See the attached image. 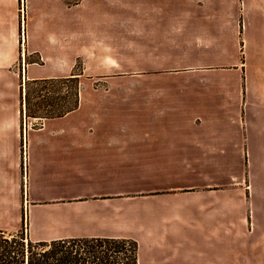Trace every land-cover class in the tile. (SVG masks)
<instances>
[{"label":"crops","instance_id":"obj_1","mask_svg":"<svg viewBox=\"0 0 264 264\" xmlns=\"http://www.w3.org/2000/svg\"><path fill=\"white\" fill-rule=\"evenodd\" d=\"M27 1L24 26L18 0H0V63L20 48L19 86L52 87L70 75L39 73L25 54L70 53L104 0H76L74 15L71 0ZM148 1L157 13L146 20L177 51L217 52L194 69L226 78L216 72L95 120L63 93L32 116L37 126L20 124L18 87L17 116L0 122V229L18 228L24 214L32 241L131 239L137 264L264 261V0Z\"/></svg>","mask_w":264,"mask_h":264},{"label":"rangeland","instance_id":"obj_2","mask_svg":"<svg viewBox=\"0 0 264 264\" xmlns=\"http://www.w3.org/2000/svg\"><path fill=\"white\" fill-rule=\"evenodd\" d=\"M79 1L71 0L72 14L77 13ZM146 0H104L96 14L88 15L83 38L72 39L70 53L44 55L25 54V59L34 60L39 73H64L67 78L56 79L53 86L34 83L28 86L25 109L21 104L20 124L37 126L41 120L33 115L47 114L45 106L52 99L69 95V104L92 116L95 113L126 115L129 111H141L144 96L180 92L183 85L193 81H204L220 73L226 78V70L207 71L197 67L204 59L214 57L216 51L206 47H195L192 52L179 50L174 37L157 28L160 23L146 20L157 13L155 6ZM146 3V5H144ZM9 5V2H6ZM10 12H6V14ZM14 13L29 20L30 6L27 0H18ZM153 14V15H152ZM98 18V20H92ZM78 30V23L75 24ZM165 45H164V44ZM12 62L0 63V122L8 124L17 116L19 74L22 70L21 49ZM26 52V51H25ZM41 57V59H40ZM54 69L53 67H56ZM217 75V74H216ZM63 81V82H62ZM66 103L65 102V106ZM99 112V113H98ZM5 122V123H3ZM29 231L28 215H22L18 228L11 233ZM28 237V236H27ZM174 264H196L177 261ZM226 264H264L253 257L226 262Z\"/></svg>","mask_w":264,"mask_h":264},{"label":"trees","instance_id":"obj_3","mask_svg":"<svg viewBox=\"0 0 264 264\" xmlns=\"http://www.w3.org/2000/svg\"><path fill=\"white\" fill-rule=\"evenodd\" d=\"M52 80L20 84V107L27 102L29 85ZM0 264H137V245L131 239L102 237L32 241L22 231L0 229Z\"/></svg>","mask_w":264,"mask_h":264}]
</instances>
